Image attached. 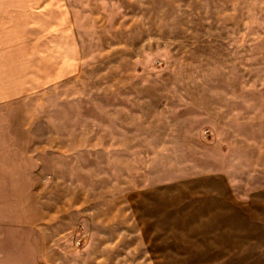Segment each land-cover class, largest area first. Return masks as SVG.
<instances>
[{"label": "rangeland", "instance_id": "rangeland-1", "mask_svg": "<svg viewBox=\"0 0 264 264\" xmlns=\"http://www.w3.org/2000/svg\"><path fill=\"white\" fill-rule=\"evenodd\" d=\"M0 264H264V0H0Z\"/></svg>", "mask_w": 264, "mask_h": 264}, {"label": "crops", "instance_id": "crops-1", "mask_svg": "<svg viewBox=\"0 0 264 264\" xmlns=\"http://www.w3.org/2000/svg\"><path fill=\"white\" fill-rule=\"evenodd\" d=\"M54 18H48V34L41 35L38 41L43 50L37 54L36 69L29 73L27 87L30 91L46 90L66 82L73 77L79 66L80 50L78 41L72 35L69 25H54Z\"/></svg>", "mask_w": 264, "mask_h": 264}]
</instances>
